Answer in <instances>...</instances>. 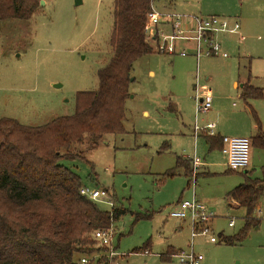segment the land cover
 <instances>
[{
    "label": "rangeland",
    "instance_id": "obj_1",
    "mask_svg": "<svg viewBox=\"0 0 264 264\" xmlns=\"http://www.w3.org/2000/svg\"><path fill=\"white\" fill-rule=\"evenodd\" d=\"M113 1L39 0L31 18L0 21V118L39 126L74 113L77 93L97 89V70L110 57ZM151 5L159 13L235 18L242 39L223 36L227 57L202 56L198 65L154 51L138 58L124 102V132L106 135L94 146L85 135L73 147L85 159L60 163L80 177L82 186L106 192L95 200L100 209L123 210L110 225L117 253L113 264H185L174 257L163 260L161 253L190 242L186 222L169 212L179 200L193 197L215 213L208 235L217 242L204 235L193 239L200 264H264V193L251 213L256 225L241 241L222 242L220 232L234 236L244 226L245 209L230 206L226 197L243 182L242 171L227 168L224 154L210 149L206 134L193 135L195 123L204 126L218 118L213 109L196 111V88L202 85L214 89L211 103L222 109L221 124L239 132L255 124L229 80L249 77L264 88V0H151ZM250 103L264 131V97ZM194 156L201 164L193 182V167L190 176L184 167ZM178 158L185 166L176 169ZM246 170L253 178L264 176L263 148L251 146Z\"/></svg>",
    "mask_w": 264,
    "mask_h": 264
},
{
    "label": "trees",
    "instance_id": "obj_2",
    "mask_svg": "<svg viewBox=\"0 0 264 264\" xmlns=\"http://www.w3.org/2000/svg\"><path fill=\"white\" fill-rule=\"evenodd\" d=\"M39 0H0V21L26 20ZM151 0H114L110 57L97 70L98 87L76 96L72 115L53 118L39 126H25L9 117L0 118V264H113L107 249L96 246L91 233L109 227L122 214L121 208L100 209L95 201L80 193V177L62 159H85L73 147L85 135L91 146L106 135L124 132V102L129 96L133 63L155 51L144 31ZM244 100L263 98L264 88L248 81L241 87ZM256 133L251 146L264 149V132L255 113ZM210 149L215 136H207ZM220 146L221 137L219 136ZM184 167L181 158L177 167ZM192 173L190 160L184 167ZM174 171V170H171ZM170 171V172H171ZM172 173V172H171ZM243 182L226 193L245 209L243 229L234 236L219 238L225 243L241 241L246 229L256 225L251 217L264 193V176L241 172ZM173 250L161 254L168 260Z\"/></svg>",
    "mask_w": 264,
    "mask_h": 264
},
{
    "label": "built area",
    "instance_id": "obj_3",
    "mask_svg": "<svg viewBox=\"0 0 264 264\" xmlns=\"http://www.w3.org/2000/svg\"><path fill=\"white\" fill-rule=\"evenodd\" d=\"M159 26V27H158ZM167 30H164V27ZM240 23L237 19L211 15H186L177 13H159L152 5L147 13L144 31L146 38L154 44V49L159 53L173 54L175 52L176 41H187L194 44V55L201 56H221L227 57L222 49L218 35L222 33H238ZM180 55L188 54L186 50H181ZM196 111L197 113L208 112L211 106V95L206 86L196 88ZM203 131L209 136H215V124L208 122L204 126L194 125L195 136ZM250 140L248 137L221 136V152L226 156V165L232 171H243L249 166L250 161ZM193 166L192 180L196 179V168L201 164L198 157L189 159ZM80 193L87 198L95 201L106 196L104 190H89L81 186ZM264 201V199H263ZM169 216L187 222L190 227V242L187 250H177L171 257L178 259L185 264H200V257L192 249L193 238L198 235L207 236L210 242L217 239L211 233V221L215 217L214 211L207 208L204 204L193 197L192 199H181L174 204L169 212ZM233 226V220L228 222ZM113 231L111 226L96 229L91 233V238L96 242V246L107 249L109 257L117 256L116 251L111 246ZM84 264L87 262L85 257L79 260Z\"/></svg>",
    "mask_w": 264,
    "mask_h": 264
},
{
    "label": "crops",
    "instance_id": "obj_4",
    "mask_svg": "<svg viewBox=\"0 0 264 264\" xmlns=\"http://www.w3.org/2000/svg\"><path fill=\"white\" fill-rule=\"evenodd\" d=\"M187 15H189V14H187ZM241 29V28H240ZM240 29H239V32L238 33H222V34H219L218 35V39H219V41L221 42V44L224 42V38H223V36H236V40L238 41V40H240L241 41V39H242V36H241V32H240ZM232 38V37H231ZM186 50L187 52H188V54H186V55H184V56H182V55H180L179 54V52L181 51V50ZM155 52H157L156 50L153 52V53H155ZM159 53V52H158ZM161 54H164V53H161ZM167 55H179L180 57H183V58H189L188 60H187V62H189L190 60H195L196 61V65H198V60L202 57H200V58H197L195 55H194V44L192 43V42H187V41H176V43H175V52L173 53V54H167ZM186 56H188V57H186ZM227 63V62H226ZM153 72H150V74H152ZM204 79L205 80H209V77L208 76H205L204 77ZM230 81V84H231V86L234 88V89H239L240 91V94H241V87H242V85L245 83V82H249L252 86H254L253 85V83H252V80L251 79H249V77H247V78H231V80H229ZM228 81V82H229ZM195 86V85H194ZM202 86H206V85H202ZM208 89H209V93H210V95H211V101L212 102H214L213 101V90L214 89H212L211 87H208V86H206ZM255 87H257V86H255ZM240 94H239V97H241L240 96ZM219 98H220V96L219 95H217ZM242 98V97H241ZM243 99V98H242ZM244 100V99H243ZM253 100H255V99H249V100H244V102H245V105L247 106V108L250 110V112H252V113H255L254 112V110H253V108H252V106H251V103L250 102H252ZM213 109V110H212ZM212 110V112H216L217 113V115H218V118H217V122H215L214 124H215V132H216V135H215V138L214 139H216V141L214 142L215 143V145H214V148L213 149H218V150H220V152H221V146H220V140H219V136L221 137V136H233V134L234 133H236V134H234V136L235 137H246V134H249V137L248 138H251L255 133H256V129H257V125H256V123L255 124H252V125H249V126H246V130H243V131H233L232 130V128H230V125L229 124H221L220 122H219V118L222 116V109H219V108H216V105L213 103V105H212V103H211V106H210V109H209V111L208 112H210ZM195 125V124H194ZM199 126V125H198ZM263 131V130H262ZM264 132V131H263ZM199 134L201 135H205L206 133L205 132H203V131H200V132H198V134L196 135L197 137L199 136ZM193 135L195 136V134H194V127H193ZM207 135V134H206ZM206 135H205V137H206ZM208 136V135H207ZM206 139H207V137H206ZM222 153V152H221ZM223 154V153H222ZM225 156V155H224ZM191 162V161H190ZM225 164H226V156H225ZM249 164H250V161H249ZM191 166H192V164H191ZM227 166V165H226ZM193 167V166H192ZM228 168V167H227ZM197 169H198V166H197ZM229 169V168H228ZM248 169V168H247ZM247 171V170H246ZM195 172H196V170H195ZM196 176H197V172H196ZM234 188V187H233ZM227 197V196H226ZM227 198H229V202H230V206L231 205H233V206H239V204L233 199V198H231V197H227ZM264 199V198H263ZM233 203V204H232ZM258 203V202H257ZM256 207H257V204H256ZM186 224H187V227L190 229V227H189V224L186 222ZM180 227H182V226H180ZM190 232V231H189ZM199 236V235H198ZM197 237V236H196ZM189 238H190V234H189ZM195 238V237H194ZM193 238V239H194ZM217 242V241H216ZM216 242H212V243H216ZM189 244V243H188ZM188 244H187V246L185 247V248H175L174 246H169V247H167L166 249H165V251L163 252V253H165L166 251H167V249H173V250H175V251H177V250H187V248H188ZM174 251V252H175ZM144 253L145 254H148L149 253V250L147 249L146 251H144ZM163 253H161V254H163ZM170 258H172V257H170ZM170 258L168 259V261H170ZM168 261H166V262H168Z\"/></svg>",
    "mask_w": 264,
    "mask_h": 264
},
{
    "label": "water",
    "instance_id": "obj_5",
    "mask_svg": "<svg viewBox=\"0 0 264 264\" xmlns=\"http://www.w3.org/2000/svg\"><path fill=\"white\" fill-rule=\"evenodd\" d=\"M40 2L42 3V0H40ZM132 79H130V81H131Z\"/></svg>",
    "mask_w": 264,
    "mask_h": 264
}]
</instances>
